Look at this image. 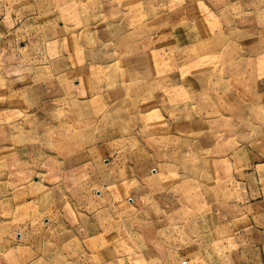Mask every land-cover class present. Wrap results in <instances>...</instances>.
I'll return each mask as SVG.
<instances>
[{"label":"crops","instance_id":"crops-1","mask_svg":"<svg viewBox=\"0 0 264 264\" xmlns=\"http://www.w3.org/2000/svg\"><path fill=\"white\" fill-rule=\"evenodd\" d=\"M176 2L179 6L173 9ZM98 5L99 24L94 25L76 3L0 0V168L9 172L0 175L5 216L20 209L21 216L26 214L32 221L47 217L45 226L89 209L109 208L118 217L134 216L140 209L137 204L150 207L158 195L184 184L181 168L187 160H176L179 147L170 141L183 145L188 139L203 138L205 126L196 119L194 130L180 131L187 133L186 139L171 137L170 127L180 114L188 116L184 111L197 99L192 80L198 82L203 70H215L218 56L237 54L232 38L225 34L242 22L233 18L236 4L172 0L166 4L165 16L174 17L168 43L176 63L164 75L124 76L109 87L108 67L119 60L116 53L98 48L97 37L108 34L107 26L100 24H112L122 32L135 28L146 16L148 1L101 0ZM78 24H93L90 29H94L84 36L76 30ZM138 47L135 44L132 52L125 53L137 60L125 73L152 66L151 49L140 58L135 54ZM262 53L251 65L255 78L264 74ZM214 129L218 130L212 133L210 149L221 141L219 128L213 126L211 132ZM163 140L170 148L158 143ZM260 149L245 145L228 150L220 157L225 158L222 163H207L210 170L216 164L221 169L229 165L230 182L214 185L215 192L240 204L230 205L225 216L216 213L209 248L166 251L161 264H264V151ZM214 150L218 154L219 148ZM9 229L0 231V264H46L43 252L42 256L34 252L24 234L14 241Z\"/></svg>","mask_w":264,"mask_h":264},{"label":"rangeland","instance_id":"rangeland-1","mask_svg":"<svg viewBox=\"0 0 264 264\" xmlns=\"http://www.w3.org/2000/svg\"><path fill=\"white\" fill-rule=\"evenodd\" d=\"M45 1H52L54 6L76 3L83 16L87 12V16L93 18V24H99L98 20H95L98 14L97 5L101 0ZM147 1L146 16L135 28L122 32L112 24H100L107 26L105 29L108 34L105 31L107 35L96 36L100 39L98 48H101L102 53H116L119 60V64H111L108 67L106 87L116 84L118 78L124 76L142 78L164 75L176 63L168 43L170 21L174 17L165 16L166 4H170L172 0ZM230 2L236 4L232 8L233 18L244 21V24H233L229 34L225 32L227 37L232 38L230 43L237 49V54L218 56L219 66L215 70H203L199 74L202 77L198 82L197 78L192 80L197 88L191 89L196 92L197 99H194L191 109L184 111L188 116L182 118L180 114L170 127L171 137L186 139L187 133L180 134V131L194 130L196 119L203 120L205 126L203 138L188 139L183 145L175 139L170 141L171 146L179 147L175 153L176 160H187L181 168L184 184L175 188L173 186L169 191L158 195L157 202L150 207L144 203L137 204L136 208L140 209L134 216L118 217L113 210L103 209V202L99 207L101 210L78 211L65 218H57L47 226V217L40 218V222L32 221L30 216L24 217L26 214L22 217V210H16L15 206L16 213L5 216L7 207L1 204L0 231L10 227L14 241L19 239L21 233L24 234V241L29 242L34 252L38 251L40 256L43 252L46 264H161L166 251L175 253L189 246H198L204 250L209 248L212 228L217 222L216 213L221 211L222 215H227L229 206L237 202L232 201V197L226 199L215 192L214 185L229 183L228 178L231 177L229 165L223 169L217 167L225 159L220 157L228 150L234 151L245 145L264 151V74L259 72L255 78L251 69L254 61L261 59L264 52V0ZM177 6L178 2L172 4L173 9ZM93 24H78L76 30L86 36L94 29H90ZM144 34L149 35L145 37ZM133 35L135 39L131 40ZM152 35L156 36V39L144 40ZM135 44H140L139 49H135V54H139L140 58L144 54L147 55L151 49L152 66H145L144 71L141 70L140 73H125L126 68H131L137 62L136 59L125 57V53L132 52ZM219 97L222 101L218 100ZM171 120L169 119V123ZM213 126L219 128L222 136L218 145L210 149L208 145L214 139L212 133L218 130L211 132L210 128ZM197 129L199 128L196 125ZM200 140L202 142H199ZM158 143L170 148L169 142L165 140ZM216 148H219L218 154L214 150ZM212 155L218 157L214 159ZM213 161L219 162L214 170H210L207 163ZM5 174L9 175L8 169L0 168V175ZM0 188L4 186L0 185ZM235 192L236 187H233L232 193ZM3 193L4 191L0 190V197ZM28 211L31 212L32 209ZM4 222L7 224L4 225Z\"/></svg>","mask_w":264,"mask_h":264}]
</instances>
